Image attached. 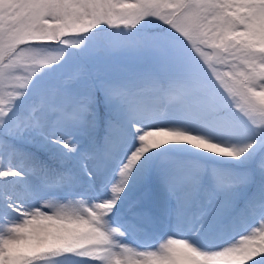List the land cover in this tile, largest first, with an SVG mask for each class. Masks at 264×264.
Segmentation results:
<instances>
[{
	"label": "snow or ice",
	"instance_id": "6c2138e0",
	"mask_svg": "<svg viewBox=\"0 0 264 264\" xmlns=\"http://www.w3.org/2000/svg\"><path fill=\"white\" fill-rule=\"evenodd\" d=\"M0 264H264V0H0Z\"/></svg>",
	"mask_w": 264,
	"mask_h": 264
}]
</instances>
